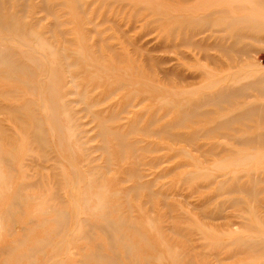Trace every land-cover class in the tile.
Masks as SVG:
<instances>
[{"label": "rangeland", "instance_id": "obj_1", "mask_svg": "<svg viewBox=\"0 0 264 264\" xmlns=\"http://www.w3.org/2000/svg\"><path fill=\"white\" fill-rule=\"evenodd\" d=\"M221 8L0 0L44 56L0 64V264H264V42Z\"/></svg>", "mask_w": 264, "mask_h": 264}, {"label": "bare ground", "instance_id": "obj_2", "mask_svg": "<svg viewBox=\"0 0 264 264\" xmlns=\"http://www.w3.org/2000/svg\"><path fill=\"white\" fill-rule=\"evenodd\" d=\"M221 2H222V6H226L228 8L227 9L221 8V9L217 10V12L220 14L216 20L217 22L221 23V25L224 26L225 29H227L229 31L233 30L236 32L237 31L249 32L253 36L255 34H259V35H261V38L264 42V0H221ZM235 11L242 12V13L237 15V14H234ZM8 45L16 46V47H19L21 49H24L28 54H31V56H35V60L37 58V60H39L40 61L39 63H41V64H42V61H44V58H43L44 56L38 50L39 45H37V44L31 45V44H28L27 42H24L20 39L13 37V36H10V35L6 36L3 34H0V64L16 65L15 62L13 61V59H11V57L8 55V52L5 49V47ZM247 72H249V71H247ZM251 72H253V71H251ZM259 72L261 73V71H259ZM255 73H257V70ZM248 80H250V79H248ZM250 88L257 91L260 95L264 96V74L257 76L256 79L251 82ZM226 92H229V91H226ZM232 92H234L235 95L239 94V91H232ZM229 94H230V92L229 93H225V91L220 92L217 94L215 99L222 98V97L229 95ZM212 98H214V97H212ZM212 101H214V100L212 99ZM207 103H209V101H207ZM249 108L251 110L247 111L248 113L254 112L255 110H258V108L257 109L256 108L252 109L251 107H249ZM262 111H263V109H262ZM44 117H46V114ZM245 156H247V155H245ZM253 157H254V155H253ZM76 226H77V224H76Z\"/></svg>", "mask_w": 264, "mask_h": 264}]
</instances>
